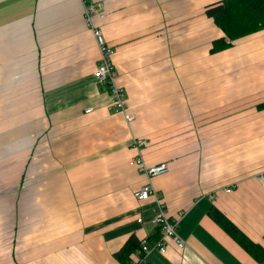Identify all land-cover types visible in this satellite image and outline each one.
Here are the masks:
<instances>
[{
	"label": "crops",
	"instance_id": "1",
	"mask_svg": "<svg viewBox=\"0 0 264 264\" xmlns=\"http://www.w3.org/2000/svg\"><path fill=\"white\" fill-rule=\"evenodd\" d=\"M215 1L0 0V264H130V238L160 235L149 180L187 247L142 264H263L215 211L264 244V28L225 44ZM93 25L131 121L94 75ZM134 137L169 169L130 164Z\"/></svg>",
	"mask_w": 264,
	"mask_h": 264
},
{
	"label": "built area",
	"instance_id": "2",
	"mask_svg": "<svg viewBox=\"0 0 264 264\" xmlns=\"http://www.w3.org/2000/svg\"><path fill=\"white\" fill-rule=\"evenodd\" d=\"M95 5L88 8V12L95 11ZM90 17V16H88ZM93 32L96 36L99 46H100V63L96 66L94 70V75L100 80L106 81L110 87L111 100L116 111L122 112L128 121L135 118V114L128 108L127 96L125 88L120 85L117 81L118 72L116 70L113 53L114 48L107 42L103 31L100 27L93 25ZM90 110V109H88ZM133 145L138 148V155L132 157L130 164L136 165L141 171L146 173L151 179L152 177L162 174L169 169L168 161H160L157 163H148L141 153V147L148 143V139L145 137H134ZM261 179L264 181V171L260 173ZM231 188H227L230 190ZM135 196L139 199H148L154 196L160 203L159 212L152 218V222L160 227V235L154 241L150 242L148 239H142L141 246L137 249L141 252V257L137 260H132L130 264H142L147 260L148 253L157 248L162 252H166L170 244V239H174L175 243L180 248L187 247V241L180 235L178 231V219L172 218L170 216L169 210L165 206V202L159 195L157 189L155 188L153 182L149 180L147 183L142 185L139 189L135 191ZM142 217L138 220L142 221Z\"/></svg>",
	"mask_w": 264,
	"mask_h": 264
},
{
	"label": "trees",
	"instance_id": "3",
	"mask_svg": "<svg viewBox=\"0 0 264 264\" xmlns=\"http://www.w3.org/2000/svg\"><path fill=\"white\" fill-rule=\"evenodd\" d=\"M206 13L213 17L223 29L224 36L221 41L225 44H231L243 36L264 28V0H218L207 5ZM226 38L230 41L226 42ZM215 215L219 222L264 264V244L250 238L222 212L215 211ZM158 230L161 233L160 227ZM141 241L135 237L130 238L118 256L122 258L128 256L130 259L141 246Z\"/></svg>",
	"mask_w": 264,
	"mask_h": 264
}]
</instances>
